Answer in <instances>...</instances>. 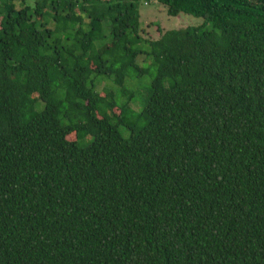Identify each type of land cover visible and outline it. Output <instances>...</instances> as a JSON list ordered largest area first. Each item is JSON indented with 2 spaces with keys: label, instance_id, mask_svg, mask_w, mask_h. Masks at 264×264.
Segmentation results:
<instances>
[{
  "label": "trees",
  "instance_id": "16d2710c",
  "mask_svg": "<svg viewBox=\"0 0 264 264\" xmlns=\"http://www.w3.org/2000/svg\"><path fill=\"white\" fill-rule=\"evenodd\" d=\"M147 1L0 0V264H264V0Z\"/></svg>",
  "mask_w": 264,
  "mask_h": 264
},
{
  "label": "rangeland",
  "instance_id": "374dc122",
  "mask_svg": "<svg viewBox=\"0 0 264 264\" xmlns=\"http://www.w3.org/2000/svg\"><path fill=\"white\" fill-rule=\"evenodd\" d=\"M139 22L141 26V36L145 39L156 40L159 38L161 32L173 29H182L186 27H197L202 24V19L195 18L190 15L179 14L177 17H170L166 14V9L158 4L155 0H149L144 5L139 7ZM142 59H138V63L141 65ZM145 63L143 66H146ZM147 67V66H146ZM151 74V71H150ZM150 74L143 77L127 78L125 81V87L133 91L136 96V100L133 101L132 107L135 111H139L142 108L140 105L141 100L146 97L148 87L151 81ZM111 84L106 80H98L97 88L98 92H102L104 88H110ZM124 137H127V132L121 131Z\"/></svg>",
  "mask_w": 264,
  "mask_h": 264
}]
</instances>
